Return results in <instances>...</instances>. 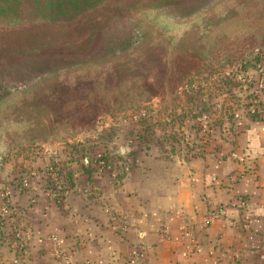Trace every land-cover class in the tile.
Segmentation results:
<instances>
[{
    "label": "crops",
    "instance_id": "crops-1",
    "mask_svg": "<svg viewBox=\"0 0 264 264\" xmlns=\"http://www.w3.org/2000/svg\"><path fill=\"white\" fill-rule=\"evenodd\" d=\"M233 120L194 153L117 143L118 165L94 173L84 156L61 164L54 146L25 174L5 169L0 264H264V116ZM48 162L68 178L60 199L43 179Z\"/></svg>",
    "mask_w": 264,
    "mask_h": 264
},
{
    "label": "rangeland",
    "instance_id": "rangeland-1",
    "mask_svg": "<svg viewBox=\"0 0 264 264\" xmlns=\"http://www.w3.org/2000/svg\"><path fill=\"white\" fill-rule=\"evenodd\" d=\"M193 2L181 5L188 8ZM200 2L199 21L176 15L156 22V31L143 44L121 56L111 54L110 42H123L131 32L126 19L105 28L98 43L86 49L90 55L108 53L102 62L105 84L99 89L77 85L61 97V88L51 84L36 94H14L11 119L0 120V173L20 168L25 174L28 162L54 146L57 155L62 150L65 156L61 164L84 156L94 173L118 165L124 154L117 143L129 152L153 146L194 153L225 138L236 114L258 116L250 112L257 106L264 116V0ZM153 8L173 16L168 5ZM256 54H262L259 62H253ZM1 64H6L7 78L0 75V86L7 82L9 90L23 88V79L9 77L17 66L8 60ZM84 158L76 160L84 165Z\"/></svg>",
    "mask_w": 264,
    "mask_h": 264
},
{
    "label": "trees",
    "instance_id": "trees-1",
    "mask_svg": "<svg viewBox=\"0 0 264 264\" xmlns=\"http://www.w3.org/2000/svg\"><path fill=\"white\" fill-rule=\"evenodd\" d=\"M184 1L0 0V75L7 78V74L3 75L7 70L6 64L1 63L8 60L17 66L16 73L9 77L24 80L20 90H9L12 84L7 86V82L0 86V120L11 119L12 115L8 112L14 94H36L51 84L61 88V97L69 96L78 88L77 85L101 88L105 84L102 62L108 53L90 55L86 50L98 43L100 33L112 22L126 19L131 32L123 42H110L111 54L121 56L143 44L150 31H156L153 26L156 22L160 25L169 18H176V15L180 16V20L195 17V21H199L203 11L200 1L203 0H194L188 8L181 5ZM166 5L171 8L173 16L153 8ZM261 58L262 54H256L253 62H259ZM104 89L109 90L108 87ZM257 115L262 116L261 112ZM2 161L0 157V164ZM57 167L61 174L64 168L58 163L50 162L43 168V179L47 180L50 189L53 186L47 169ZM67 180L64 179V191ZM5 190L0 187V206L7 200Z\"/></svg>",
    "mask_w": 264,
    "mask_h": 264
},
{
    "label": "built area",
    "instance_id": "built-area-1",
    "mask_svg": "<svg viewBox=\"0 0 264 264\" xmlns=\"http://www.w3.org/2000/svg\"><path fill=\"white\" fill-rule=\"evenodd\" d=\"M258 111H260V108L257 107V106L252 107L251 110H250V112L252 114H254V113L258 112ZM84 162L86 163L85 165H87L89 163L87 158H84ZM47 171H48V176L50 177V179L52 181L51 182L52 186H53L52 193H53L55 198L60 199L61 196L65 192L64 191L65 182H64V177H62V174H60L61 170L59 169V167H57V168L52 169V170L48 168ZM28 186H29V181L28 180L23 181V187H28ZM6 196H7V194H6ZM6 198H8V196ZM206 201H207L208 205H210L209 200L206 199ZM6 204H9L8 200H7V202L5 204H3L1 206V209H0L1 216H2L1 219H4V220H6V219H8L10 217V216L9 217H7V216L10 215V210H11L9 208V206L6 205ZM210 219H211L210 215L206 216V218L204 219V224L208 225L209 222H210ZM163 230H164V235L168 237L169 236V225L167 223L164 225ZM17 237H19L18 234H17ZM50 239H51L52 242H54V245L56 246L57 245V236L56 235H52L50 237ZM55 249H56V247H55Z\"/></svg>",
    "mask_w": 264,
    "mask_h": 264
}]
</instances>
